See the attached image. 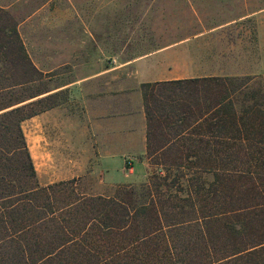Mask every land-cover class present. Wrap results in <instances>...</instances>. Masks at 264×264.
Here are the masks:
<instances>
[{"label":"trees","instance_id":"16d2710c","mask_svg":"<svg viewBox=\"0 0 264 264\" xmlns=\"http://www.w3.org/2000/svg\"><path fill=\"white\" fill-rule=\"evenodd\" d=\"M16 24L0 8V264H264V99L248 76L140 83L155 167L141 183L41 185L20 122L51 102H26L47 85Z\"/></svg>","mask_w":264,"mask_h":264},{"label":"crops","instance_id":"0c3cea01","mask_svg":"<svg viewBox=\"0 0 264 264\" xmlns=\"http://www.w3.org/2000/svg\"><path fill=\"white\" fill-rule=\"evenodd\" d=\"M18 1L0 0V8L13 12ZM187 2L191 7L227 9V14L239 9L241 15L230 16L224 20L225 25L259 12L258 9L244 11L251 6V0ZM45 4L28 10V15L16 24L27 56L41 73L39 82L44 81L47 85L40 94L26 102L51 99L48 107L20 122L30 157L33 145L29 143L35 141L36 156L40 159H58L59 163L61 159L76 156L94 157L96 168L102 174L110 168L112 161L120 158L122 169L132 172L133 161H139L146 171L145 117L139 85L192 76L180 74L187 68L186 63L178 64L167 56L177 43L124 59L111 56L108 61L107 48L100 38H93L91 23L78 21L75 13L59 14L50 23L45 16L32 42L23 26L28 27L39 12H44ZM215 29H204L192 38ZM189 39L183 38L179 43ZM125 159L130 161L129 167L124 165ZM71 172L80 171L72 168Z\"/></svg>","mask_w":264,"mask_h":264},{"label":"rangeland","instance_id":"374dc122","mask_svg":"<svg viewBox=\"0 0 264 264\" xmlns=\"http://www.w3.org/2000/svg\"><path fill=\"white\" fill-rule=\"evenodd\" d=\"M187 1L19 0L14 11L9 14L17 23L28 15V10L36 9L46 2L45 11L39 12L28 27L23 26L26 35L34 42L36 29H40L45 16L50 23L59 14L75 13L78 21L86 20L91 23L93 38H100L102 45L107 48L108 61L111 56L124 59L177 43L167 56L178 64L186 63L187 68L180 71V74L248 76L252 90L259 91L263 95L261 100L264 99V0H251V6L244 11L253 12L258 9L259 12L227 25L223 24L224 20L230 16L239 17V9H233L234 13L227 14V9L191 7ZM211 27L216 29L192 38L199 31ZM186 37L191 39L179 43ZM42 84L45 82L40 81L36 86L41 87ZM34 87L35 85L31 88ZM50 102L49 98L40 105ZM29 144L33 145L31 160L38 184L73 177L77 190L83 194L107 195L119 184H139L155 168L144 157L146 171L142 163L133 161V170L128 172L121 168L119 158L112 161L110 168L101 174L96 168L94 157L76 156L61 159L58 163V159L37 158L35 141ZM72 168L80 172H71Z\"/></svg>","mask_w":264,"mask_h":264}]
</instances>
